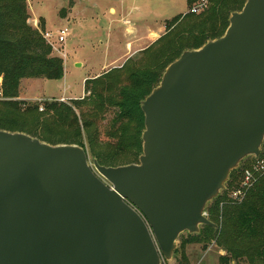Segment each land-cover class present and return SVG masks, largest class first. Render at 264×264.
I'll return each instance as SVG.
<instances>
[{
	"label": "water",
	"instance_id": "obj_1",
	"mask_svg": "<svg viewBox=\"0 0 264 264\" xmlns=\"http://www.w3.org/2000/svg\"><path fill=\"white\" fill-rule=\"evenodd\" d=\"M185 50L141 102L138 164L0 130V264H162L264 142V0ZM104 179V180H103Z\"/></svg>",
	"mask_w": 264,
	"mask_h": 264
},
{
	"label": "trees",
	"instance_id": "obj_2",
	"mask_svg": "<svg viewBox=\"0 0 264 264\" xmlns=\"http://www.w3.org/2000/svg\"><path fill=\"white\" fill-rule=\"evenodd\" d=\"M197 2L187 0L188 9ZM69 4L71 9L73 2L69 0ZM242 4L243 0H211V7L202 17L187 14L172 19V23L180 21L178 25L181 26L190 18L183 27L189 29L186 36L182 37L179 27L173 29L143 51L146 63L141 68H133L127 62L121 70L86 80L84 92L89 93L88 97L70 105L57 101L29 103L18 100L23 80H61L63 60L53 55L52 47L42 37L43 26L33 28L29 25L26 0H0V91L5 99L0 100V130L23 133L52 146L77 145L83 149L87 146L96 162L106 167H111L112 160L115 162L129 147L141 155L144 130L141 102L158 85L166 69L163 64L185 50L198 49L207 41L221 37L228 27L231 12L241 11ZM60 14L64 18L65 9ZM155 44L158 47L152 50ZM120 73L125 80L122 85ZM40 106L43 111H39ZM108 109H113V117L106 135L116 139L113 144L100 143L96 134L98 119ZM263 155L264 151L260 156ZM233 186L235 190L238 184ZM207 211L209 220L218 228L202 227L200 234L189 235L184 240L186 244L215 241L225 252L219 264H264V176L240 203L223 194Z\"/></svg>",
	"mask_w": 264,
	"mask_h": 264
},
{
	"label": "rangeland",
	"instance_id": "obj_3",
	"mask_svg": "<svg viewBox=\"0 0 264 264\" xmlns=\"http://www.w3.org/2000/svg\"><path fill=\"white\" fill-rule=\"evenodd\" d=\"M70 1L73 2L71 9L69 8V0H26L30 16L29 25L33 28H40L42 25V32H48L51 35V41L54 43V47H52L53 55L63 59L64 75L59 81L23 80L24 82L22 81L19 87V97L22 99L18 100L23 101L24 98H33L36 100L26 102L42 103L50 99L60 100L63 98L70 105L79 102L89 95V93L84 92L86 80L115 69L121 70L127 62L133 68H141L146 63V59L143 56V51L135 52L137 48L149 45V42H151V40H148L149 35L151 38H155V40L153 39V43H155L178 27L181 30L182 37L186 36L189 31V29L184 30L183 27L188 24L190 18L184 20L181 26L178 25L180 21L171 22L172 19L178 16L183 18L187 15L185 14L188 11L187 0ZM244 3L243 0L242 5ZM210 7L211 5L199 16L205 15ZM63 9L66 11L64 18L60 14ZM233 12H239V9ZM169 25H171L170 29L168 28ZM129 27L133 29L130 33L127 32ZM63 29H67L70 35L65 43H59L58 38L60 31ZM153 32L158 33V38ZM135 39H140V43L137 44L134 41ZM128 43L132 48L125 56ZM157 47L158 44H155L152 50ZM178 56L170 58L163 66L167 67ZM122 75L120 73V77ZM122 79L120 81L121 85L125 84L124 75ZM83 108L85 109L86 106ZM112 117L113 109H108L98 119V127L96 128L98 132L96 134L100 143L113 144L116 142L115 138L106 135ZM85 150L89 164L94 170L93 162L96 161V157L92 155L87 146ZM262 151H264L263 145L261 147ZM139 156L133 147H129L117 156L118 159L115 162L112 160L111 167L138 164ZM249 159L243 160L239 168L230 174L224 190L221 191L218 197L225 194L229 198L231 193L239 187L241 172L251 162ZM95 173L97 174L96 171ZM235 183L236 186L238 184V187L233 190ZM213 201L206 207L205 214L207 218V209L212 206ZM188 236L187 233H184L179 237L173 258L170 261L162 262V264H219V258L225 255V252L216 245L215 241L210 244H186L184 240Z\"/></svg>",
	"mask_w": 264,
	"mask_h": 264
},
{
	"label": "built area",
	"instance_id": "obj_4",
	"mask_svg": "<svg viewBox=\"0 0 264 264\" xmlns=\"http://www.w3.org/2000/svg\"><path fill=\"white\" fill-rule=\"evenodd\" d=\"M211 0H198L190 9H188L186 14L200 15L209 6ZM70 33L67 29L60 31L58 38L59 43H65L66 39L69 37ZM44 40L51 46L54 47V43L51 41V35L48 32L42 34ZM0 100H5L0 91ZM47 102L57 101L60 103H65V99L60 100H46ZM39 111H43V107L40 106ZM264 176V155L258 158H253V161L244 169L243 175L240 181V186L231 193L229 199L231 201L240 203L248 191Z\"/></svg>",
	"mask_w": 264,
	"mask_h": 264
},
{
	"label": "crops",
	"instance_id": "obj_5",
	"mask_svg": "<svg viewBox=\"0 0 264 264\" xmlns=\"http://www.w3.org/2000/svg\"><path fill=\"white\" fill-rule=\"evenodd\" d=\"M185 14H186V13H185ZM132 31H133V29H132L131 27L127 28V32H128V33L132 32ZM153 33H154V32H153ZM154 34H156V35H157L156 38H158V33H154ZM153 39L155 40V38H151L150 35H149L148 40H151V42H149V45H147V46H145V47L137 48L135 53H138V52L144 51V50H146L148 47H150V45L154 44V43H153V42H154ZM139 40H140V39H135L134 41H136L137 44H138V43H140ZM131 48H132V46L130 45V43H128V44H127V53L125 54V56L128 55L129 50H131ZM131 54H132V53H131ZM57 57H58V56H57ZM62 60H63V59H62ZM24 81H25V80H24ZM24 81H23V82H24ZM18 99H22V98L19 97ZM49 99H50V98H49ZM33 100L35 101L36 99H33V98H24L23 101H33Z\"/></svg>",
	"mask_w": 264,
	"mask_h": 264
},
{
	"label": "flooded vegetation",
	"instance_id": "obj_6",
	"mask_svg": "<svg viewBox=\"0 0 264 264\" xmlns=\"http://www.w3.org/2000/svg\"><path fill=\"white\" fill-rule=\"evenodd\" d=\"M105 74V73H104ZM103 75V74H102ZM99 76H101V75H99ZM99 76H97V77H99ZM97 77H95V78H97ZM92 79H94V78H92ZM85 99V98H84ZM83 100V99H82ZM66 103V102H65ZM66 104H68V103H66Z\"/></svg>",
	"mask_w": 264,
	"mask_h": 264
}]
</instances>
